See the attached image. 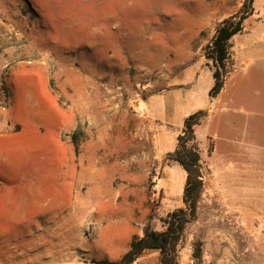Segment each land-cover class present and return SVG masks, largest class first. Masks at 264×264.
Listing matches in <instances>:
<instances>
[{"label": "rangeland", "instance_id": "rangeland-1", "mask_svg": "<svg viewBox=\"0 0 264 264\" xmlns=\"http://www.w3.org/2000/svg\"><path fill=\"white\" fill-rule=\"evenodd\" d=\"M244 1L0 0V264L117 261L132 228L162 231L185 207L176 122L190 98L211 114L207 47ZM254 10L258 46L238 67L233 43L254 39H232L197 132L204 186L180 264H264V0Z\"/></svg>", "mask_w": 264, "mask_h": 264}, {"label": "trees", "instance_id": "trees-1", "mask_svg": "<svg viewBox=\"0 0 264 264\" xmlns=\"http://www.w3.org/2000/svg\"><path fill=\"white\" fill-rule=\"evenodd\" d=\"M255 0H245L239 13L225 19L217 28L216 34L207 47V59L211 61L210 70L214 81L209 92L216 99L223 91L227 78L234 71L232 60V39L244 32V23L252 17ZM207 110H199L189 115L177 137L176 149L168 159L182 167L186 173L183 193L184 208L175 210L162 219V231L148 223L141 236L134 235L129 250L117 261L107 258L91 260L89 264H135L149 252L159 253V264H180L179 246L184 240L186 230L197 219L198 205L203 192V158L196 128L208 117ZM193 257L201 259V250L196 248Z\"/></svg>", "mask_w": 264, "mask_h": 264}, {"label": "crops", "instance_id": "crops-1", "mask_svg": "<svg viewBox=\"0 0 264 264\" xmlns=\"http://www.w3.org/2000/svg\"><path fill=\"white\" fill-rule=\"evenodd\" d=\"M255 3H256V0L254 1V5H255ZM246 29V28H245ZM257 31H258V29L257 28H251L250 30H247V31H245L243 34H246V36L244 37V39H248L250 36L254 39V44L252 45L253 47H252V49L250 48V47H248L247 46V44L244 42L245 40H239V42H237V43H233V45H234V47H233V50L234 51H236V53L238 54V59H237V66L238 67H240V66H242V67H244V65H245V63L247 62V60L250 58V54H251V51L253 50V49H255V47L256 46H258V41H257V38H256V33H257ZM243 34H241V35H243ZM236 37H238V35L236 36ZM235 37V38H236ZM234 38V39H235ZM237 39H241V38H237ZM236 39V40H237ZM263 61H264V59H263ZM241 63V65L239 66V64ZM238 69V68H237ZM236 69V70H237ZM262 76H263V78H264V69H263V74H262ZM232 78V77H231ZM231 78L228 80V82H227V84H226V86H225V88L223 89V91L221 92V94L218 96V98H216L215 100H214V102L215 103H218L219 101H220V97L222 96V95H224L225 94V92H226V88H227V86L229 85V83H230V80H231ZM213 83V82H212ZM208 92H210L209 90L207 91V94L209 95V93ZM188 102H189V109L187 110V113L184 115V116H182L181 117V119L179 120L178 119V123L176 122V120H175V117L173 116V119H172V124H175V122H176V125L179 127V129H178V134L181 132V130L183 129V126H184V122H185V120H186V118L189 116V115H191V114H193V113H195V112H197V111H199V110H201V109H205L207 106H208V102L207 101H199V99H197V100H194V99H189L188 100ZM214 102L212 103V107H211V114L213 113L212 112V108H213V104H214ZM168 109H169V107H168ZM259 113L264 117V109H262V110H260L259 111ZM211 114L208 116V118H206V119H209L210 117H211ZM215 114H213V116H214ZM213 118V117H212ZM205 122V121H204ZM203 122V123H204ZM202 123V124H203ZM201 124V125H202ZM201 125L200 126H198L197 128H196V130H195V132H196V137H197V139H198V134H197V132H198V130H199V128L201 127ZM249 124L247 125L246 123H245V121L243 122V125H242V128H241V136L239 137V138H241V139H243L244 141H245V139L246 138H249ZM209 138H211V141L213 142V146H214V151H213V154H212V157H214L215 155H216V142H218L219 141V137L218 136H216L214 133H212V132H210V133H207L206 135H205V137H204V141H205V145H202V148H204V146H206L207 145V141H208V139ZM199 143H202L201 141L199 142ZM200 146H201V144H200ZM245 148H247L248 150H247V152H246V155H247V158H249L250 157V147H249V144H248V146L246 147L245 146V144L243 145V155H245ZM213 161H215V160H213ZM134 227V226H133ZM135 228V227H134ZM134 228H132V233L130 234L131 236H130V243H131V241H132V238L134 237V235H136L137 234V230H136V228L134 229ZM130 243H129V247H130ZM151 256H153V257H155L156 258V263H154V264H159V253L158 252H156V253H152V252H150V253H148V254H146V255H144V256H142V258H141V260H143V262L144 263H148L147 262V260H145V259H147L148 257H151ZM136 263H138V262H136ZM135 263V264H136Z\"/></svg>", "mask_w": 264, "mask_h": 264}]
</instances>
